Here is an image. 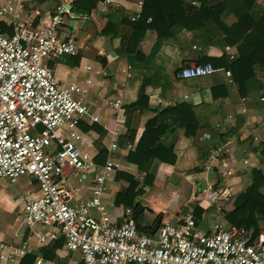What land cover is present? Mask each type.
<instances>
[{"label":"crops","instance_id":"obj_1","mask_svg":"<svg viewBox=\"0 0 264 264\" xmlns=\"http://www.w3.org/2000/svg\"><path fill=\"white\" fill-rule=\"evenodd\" d=\"M26 1L28 6H38L44 13L51 12L55 6L53 0ZM90 1L79 0L78 18L67 17V26L79 44V53L50 58L49 63L59 82L64 85L76 82L84 89L77 96L83 97L92 114L100 118L92 121L89 115L84 116L79 129L87 138L77 140L79 149L93 155L98 165L105 164L110 155L109 130L115 123L110 101L121 97L124 102L125 122L119 148L114 154L118 166L114 177L107 181L103 197L112 222L120 224L126 205L138 202L143 212L137 222L144 232L152 235L156 234L160 219L178 222L188 213L194 214L198 229L207 232L216 231L218 223L233 224L228 214L235 209L237 195L251 183V170L257 167L264 173V88L249 83L241 94L232 73L228 74V69L220 65L222 57L229 58L225 35L210 31L213 37L208 40L203 30L186 29L178 24L168 29V35L162 39L154 28L149 27L143 33L134 30L146 1L166 6L165 0H143L140 11L136 6L138 0H115L106 7L104 0H96L94 5ZM182 1L198 7L202 0ZM218 2L208 0L211 6ZM137 13L140 16L133 21L131 17ZM263 13L264 0H257L254 15L259 17ZM235 19L230 15L225 24L230 25ZM147 20L150 22L152 16ZM1 28L8 31L10 26L2 24ZM231 46L236 56L237 47ZM207 62L218 65L217 70L197 78L180 75L185 66ZM142 86L148 98L147 107L129 108L139 99ZM157 97L161 98V103L157 102ZM184 101L192 105L200 126L190 136L185 128L163 135L162 141L173 146L175 161L140 159L136 148L147 120L162 108ZM57 135L68 138L67 129L59 130ZM255 135L260 137L257 142L253 139ZM227 142L225 154L231 158L233 173L222 180L217 170L206 172L203 165L215 145ZM59 148L58 137H55L52 150ZM151 173H154L153 178ZM94 175L95 172H89L79 180L72 166L64 167L58 181L71 189L72 205L91 198ZM132 182H136L133 189ZM208 182H221L232 191L227 198L204 208L198 202ZM261 190L264 193V184ZM38 192L39 185L30 175H23L14 182L0 176V243L24 244L29 248L17 261L7 264H38V259L42 260L41 264H80L81 252L69 249L64 237L42 243L38 237L40 225L26 223V200ZM91 212L98 215L93 208ZM260 224L262 231L254 239L258 243L260 237L264 238V220ZM247 237L250 240L251 231Z\"/></svg>","mask_w":264,"mask_h":264},{"label":"built area","instance_id":"obj_2","mask_svg":"<svg viewBox=\"0 0 264 264\" xmlns=\"http://www.w3.org/2000/svg\"><path fill=\"white\" fill-rule=\"evenodd\" d=\"M53 1L54 9L44 13L38 6H28L26 0H0V176L14 182L30 175L37 181L39 192L26 200L24 218L29 226L40 225L39 240L45 243L64 237L69 249L81 252L80 264H264V238L250 243L244 226L218 223L216 231L207 232L198 229L194 214L188 213L178 222L161 220L152 235L137 228L129 207L120 224L112 222L103 197L118 166L114 154L125 122L124 102L121 97L110 101L115 119L109 130L110 155L105 164L98 165L93 155L79 149L77 140L87 138L79 129L84 116L92 121L100 118L77 96L84 89L76 82H59L49 63L50 58L79 53L77 39L67 26V17L80 16L77 0ZM114 1L104 0V7ZM143 3L136 2L139 11ZM2 24L10 29L3 30ZM225 49L233 59L232 46ZM216 70L207 62L185 66L180 75L197 78ZM65 128L68 138L58 136ZM55 137L60 148L52 150ZM253 139L257 142L260 137ZM227 147L228 142L215 145L203 165L206 172L217 170L222 180L233 173ZM67 164L79 180L95 172L89 200L70 203L71 189L58 181ZM231 191L221 182H208L198 203L207 208ZM92 208L98 215L92 214ZM28 250L24 244L1 242L0 264L17 261Z\"/></svg>","mask_w":264,"mask_h":264},{"label":"trees","instance_id":"obj_3","mask_svg":"<svg viewBox=\"0 0 264 264\" xmlns=\"http://www.w3.org/2000/svg\"><path fill=\"white\" fill-rule=\"evenodd\" d=\"M256 1L219 0L218 4L211 6L208 0H202L198 7L185 4L182 0H165L166 6L160 2L146 1L142 17L135 24L134 30L139 29L143 33L149 27L154 28L157 30L158 38L162 39L168 35V29L178 24L186 29L203 30L208 40L213 37L210 31L215 35H225L226 42L237 47V55L231 60L227 56L222 57L223 63L220 65L231 71L241 94H244V87L249 83L264 88V13L255 17ZM78 2L79 0L76 9ZM95 2L96 0H91L90 4L94 5ZM230 15H234L236 19L227 25L225 19ZM149 16H152L150 22L147 20ZM144 91L142 86L139 99L129 108L147 107L148 98ZM199 126L193 107L188 102H179L162 108L147 120L146 129L136 148L141 155L140 159L155 158L174 162L176 155L173 146L162 141L163 135L167 131L185 128L186 134L190 136L196 133ZM251 173V183L237 195L234 202L235 209L228 214V217L233 224L244 226L251 231L249 242L253 243L262 231L260 222L264 220V193L261 190L264 173L257 167L252 169ZM153 176L154 173H151L150 177ZM135 186L136 182L130 185L131 189ZM126 207L132 209L137 228L144 231L137 222L143 212V206L138 202L136 204L131 202Z\"/></svg>","mask_w":264,"mask_h":264},{"label":"water","instance_id":"obj_4","mask_svg":"<svg viewBox=\"0 0 264 264\" xmlns=\"http://www.w3.org/2000/svg\"><path fill=\"white\" fill-rule=\"evenodd\" d=\"M159 221H161V219ZM260 250H262V249H260Z\"/></svg>","mask_w":264,"mask_h":264},{"label":"rangeland","instance_id":"obj_5","mask_svg":"<svg viewBox=\"0 0 264 264\" xmlns=\"http://www.w3.org/2000/svg\"><path fill=\"white\" fill-rule=\"evenodd\" d=\"M3 28H4V26H3Z\"/></svg>","mask_w":264,"mask_h":264}]
</instances>
